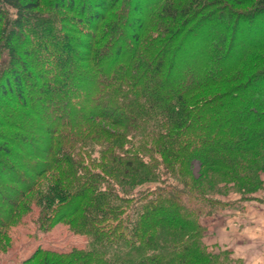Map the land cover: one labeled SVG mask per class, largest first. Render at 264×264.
Instances as JSON below:
<instances>
[{"label": "trees", "instance_id": "1", "mask_svg": "<svg viewBox=\"0 0 264 264\" xmlns=\"http://www.w3.org/2000/svg\"><path fill=\"white\" fill-rule=\"evenodd\" d=\"M128 1L0 0V246L35 210L40 231L65 224L89 238L24 264H215L202 218L229 202L203 178L264 182V94L250 91L264 80V31L239 41L243 23L264 20V0L251 16L222 0H155L137 16L138 1L132 18ZM196 41L204 64L173 84Z\"/></svg>", "mask_w": 264, "mask_h": 264}, {"label": "rangeland", "instance_id": "2", "mask_svg": "<svg viewBox=\"0 0 264 264\" xmlns=\"http://www.w3.org/2000/svg\"><path fill=\"white\" fill-rule=\"evenodd\" d=\"M93 1L94 0H85L88 11L93 7ZM138 1L141 2V5L138 8L139 12H137V16H141L155 0H129V6H127L128 17L132 18V14L134 13L132 5ZM257 1L258 0H246L244 3H248L240 6H235L228 0H222L220 3L222 6L231 4L234 8L231 9H236L234 12L239 10L251 16L255 13ZM226 2H228V4H226ZM10 15L14 19L15 11L11 10ZM129 25L131 28L135 27L134 23H129ZM129 30L130 29H128V32ZM204 30H206V33L212 32L218 35L222 29L219 26L209 25L206 26ZM263 31V19H260L259 23L256 25L243 23L241 25L239 41L243 44L250 39L255 40L256 35H261ZM80 39L86 40V37L82 36ZM201 45L202 43L200 44L199 41L188 44L187 49L178 59L177 68L171 72L170 79L173 84L179 85L182 82L185 84L187 80H189V77L197 74L199 71L198 69H200L205 62L204 54L200 51ZM28 49L29 45H22L21 47V51L23 52H26ZM72 52L75 53V50H72ZM236 53L237 49L231 54V59L229 58V60L222 62H226L225 64L232 62ZM222 56L224 57V53H222ZM254 75H256L255 70L248 73L249 79L247 78L248 76L240 78L237 82L233 83L232 86L247 82ZM75 83L78 85L80 84L81 87L83 86L82 89L86 90L85 87L87 84L85 83L87 82L81 84L79 81H75ZM228 88L229 87L209 89L197 95H199V99H204L217 92H226ZM250 91L264 94V80ZM15 97L14 95V99ZM257 97L258 95L253 96L252 100L253 98L257 99ZM244 105H247V101L243 102L241 105H234L232 110L227 111L230 113L236 112ZM224 117L227 118L230 117V115H225ZM37 144V146L41 148L42 144ZM191 170L195 177L199 178L201 176L202 172L198 162L193 163ZM4 178L8 180L11 176L9 174H4ZM262 178L264 180V175H262ZM43 179L44 187L46 183L52 180L49 175H46ZM201 185L205 188H210L218 198L229 202L224 208L220 207L212 216H204L202 218V223L207 230L204 243L208 248L207 252L212 255L211 258L214 259L215 264H264V182H262L260 186L256 184L255 188H247L237 183L227 181V183L221 182V184H219L217 181L203 178ZM244 188L246 190L253 189L252 192L254 193H245L243 190ZM244 195H246V199L242 198ZM36 219L37 211L35 210L33 214H30L23 220L20 226L9 231L8 236H10L11 240H9L6 245L0 246V264H24L26 261L33 258L39 249L66 253L73 249L87 248L89 243V238L87 236L71 230L65 224H59L49 232H42L38 229ZM41 258L43 257L39 256L35 258L30 264H40Z\"/></svg>", "mask_w": 264, "mask_h": 264}]
</instances>
